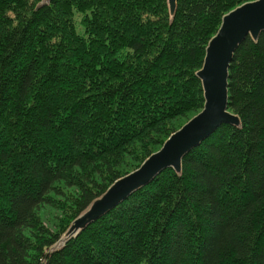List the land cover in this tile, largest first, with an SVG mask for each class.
Segmentation results:
<instances>
[{"label": "trees", "instance_id": "16d2710c", "mask_svg": "<svg viewBox=\"0 0 264 264\" xmlns=\"http://www.w3.org/2000/svg\"><path fill=\"white\" fill-rule=\"evenodd\" d=\"M247 1L0 0V264H264V31L229 67L240 124L66 236L203 108L207 44Z\"/></svg>", "mask_w": 264, "mask_h": 264}, {"label": "water", "instance_id": "95a60500", "mask_svg": "<svg viewBox=\"0 0 264 264\" xmlns=\"http://www.w3.org/2000/svg\"><path fill=\"white\" fill-rule=\"evenodd\" d=\"M177 0H168L173 15ZM264 31V0L242 3L223 15L216 33L210 38L202 66L196 71L204 95L203 108L171 133L162 146L148 155L134 170L116 179L71 223L70 236L109 212L134 191L145 186L165 168L179 173L183 157L220 125L238 126L239 117L228 110L229 67L234 53L246 37L257 40Z\"/></svg>", "mask_w": 264, "mask_h": 264}, {"label": "rangeland", "instance_id": "374dc122", "mask_svg": "<svg viewBox=\"0 0 264 264\" xmlns=\"http://www.w3.org/2000/svg\"><path fill=\"white\" fill-rule=\"evenodd\" d=\"M127 29H128V28L126 27V28L124 29V30H125L124 32H126V31H127ZM58 245H59V244H58Z\"/></svg>", "mask_w": 264, "mask_h": 264}]
</instances>
